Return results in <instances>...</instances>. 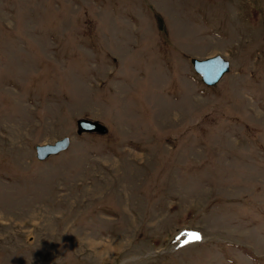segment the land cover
Masks as SVG:
<instances>
[{
	"label": "rangeland",
	"instance_id": "374dc122",
	"mask_svg": "<svg viewBox=\"0 0 264 264\" xmlns=\"http://www.w3.org/2000/svg\"><path fill=\"white\" fill-rule=\"evenodd\" d=\"M0 264H264V0H0Z\"/></svg>",
	"mask_w": 264,
	"mask_h": 264
},
{
	"label": "water",
	"instance_id": "95a60500",
	"mask_svg": "<svg viewBox=\"0 0 264 264\" xmlns=\"http://www.w3.org/2000/svg\"><path fill=\"white\" fill-rule=\"evenodd\" d=\"M191 64L194 70L202 77L203 81L210 86L216 85L224 74L230 70V62L221 55L206 59L192 58ZM107 127L98 120L80 118L77 120V133L106 134ZM70 138L64 137L55 143L36 146V157L39 161H45L51 156L57 155L68 149Z\"/></svg>",
	"mask_w": 264,
	"mask_h": 264
},
{
	"label": "trees",
	"instance_id": "16d2710c",
	"mask_svg": "<svg viewBox=\"0 0 264 264\" xmlns=\"http://www.w3.org/2000/svg\"><path fill=\"white\" fill-rule=\"evenodd\" d=\"M155 15H156V18H157V22H158V25H159L158 26L159 29L164 31L165 30V23H164L163 18L158 13H156Z\"/></svg>",
	"mask_w": 264,
	"mask_h": 264
},
{
	"label": "snow or ice",
	"instance_id": "6c2138e0",
	"mask_svg": "<svg viewBox=\"0 0 264 264\" xmlns=\"http://www.w3.org/2000/svg\"><path fill=\"white\" fill-rule=\"evenodd\" d=\"M192 237H193V239L194 240H200L201 239V237L199 236V234H192Z\"/></svg>",
	"mask_w": 264,
	"mask_h": 264
},
{
	"label": "bare ground",
	"instance_id": "6f19581e",
	"mask_svg": "<svg viewBox=\"0 0 264 264\" xmlns=\"http://www.w3.org/2000/svg\"><path fill=\"white\" fill-rule=\"evenodd\" d=\"M32 120V119H31ZM26 125V124H25ZM33 125H34V123H33ZM144 154V153H143ZM141 183V182H140ZM113 201V200H112ZM115 204V203H114ZM81 216V215H80ZM74 255V254H73Z\"/></svg>",
	"mask_w": 264,
	"mask_h": 264
}]
</instances>
